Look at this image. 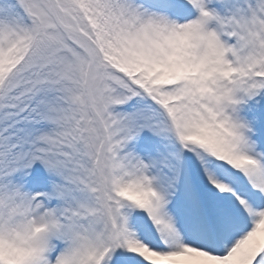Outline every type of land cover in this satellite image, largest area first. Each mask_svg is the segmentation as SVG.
<instances>
[{
  "label": "snow or ice",
  "instance_id": "snow-or-ice-1",
  "mask_svg": "<svg viewBox=\"0 0 264 264\" xmlns=\"http://www.w3.org/2000/svg\"><path fill=\"white\" fill-rule=\"evenodd\" d=\"M0 264H264V0H0Z\"/></svg>",
  "mask_w": 264,
  "mask_h": 264
}]
</instances>
